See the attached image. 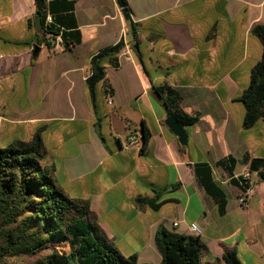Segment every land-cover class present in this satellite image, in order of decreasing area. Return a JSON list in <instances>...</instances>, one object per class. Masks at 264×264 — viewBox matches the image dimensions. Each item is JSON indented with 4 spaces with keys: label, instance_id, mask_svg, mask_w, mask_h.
<instances>
[{
    "label": "crops",
    "instance_id": "obj_1",
    "mask_svg": "<svg viewBox=\"0 0 264 264\" xmlns=\"http://www.w3.org/2000/svg\"><path fill=\"white\" fill-rule=\"evenodd\" d=\"M127 1L134 21L143 24V58L132 51L126 17L116 0H78L72 10L66 0L46 4V17L81 32L82 41L72 50L39 42L36 24L29 26L38 16L36 0H0V92L5 94L0 96L1 136L8 139L10 128L8 134L16 138L8 145L30 140L45 127V164L54 167L57 183L73 200L89 202L103 234L124 255L137 254L138 264L162 263L155 242L162 228L199 237L206 249L213 245L224 264L219 247L239 234L244 253L255 264H264V217H248L254 197L242 209L239 190L228 188L227 174L214 168L221 159L233 157L240 161L238 177L248 173L243 158L263 157L264 122L245 130L246 108L237 99L263 56L252 30L264 24V0ZM121 40L126 47L120 67L107 71L113 104L99 90L98 119L85 83L90 60ZM164 84L181 93L186 113L200 115L195 126L186 127L185 147L167 127V109L155 93ZM13 94L15 103L9 100ZM144 124L152 134L145 153L125 151L128 136L141 133ZM199 163L211 165L238 207L228 198L226 214L220 215L198 180ZM257 183L264 195V183ZM157 193L162 203L158 211L137 205L139 197ZM194 223L198 233L190 229ZM240 243L224 245L239 253ZM210 256L205 250L204 264H211Z\"/></svg>",
    "mask_w": 264,
    "mask_h": 264
},
{
    "label": "trees",
    "instance_id": "obj_2",
    "mask_svg": "<svg viewBox=\"0 0 264 264\" xmlns=\"http://www.w3.org/2000/svg\"><path fill=\"white\" fill-rule=\"evenodd\" d=\"M56 1L59 0L49 4ZM36 2L37 15L42 18L44 27L43 37L39 36L40 43L52 48L53 41L60 36L65 50H72L81 43L82 35L77 28L69 29L55 20L48 25L43 11L49 4L46 0ZM69 2L72 10L76 1ZM124 3L132 51L143 58L140 38L143 24L134 21L128 1L124 0ZM29 26H35L34 19L29 21ZM252 33L263 46V56L251 71L248 88L237 99L246 108L245 130L264 122V24H256ZM125 47L121 40L114 46L100 49L90 60L85 83L90 106L97 118L99 90L107 97H113L114 88L107 71L120 67L119 56ZM140 63L144 74L148 75L143 60ZM154 90L164 103L168 117L175 115L186 127L195 126L200 121V115L183 110V98L177 89L164 84ZM45 129L39 128L30 140H14L0 148V264H138L137 254L124 255L103 234L89 202L73 200L57 183L54 167L45 164L48 156L43 139ZM141 136V152L145 153L152 137L145 124ZM241 162L248 166L250 175L257 174L264 183V158L245 157ZM239 163V160L228 157L218 161L214 168L227 174L230 184L239 190L238 198H241L251 185L243 176L236 177ZM195 170L203 191L214 199L220 215L224 216L228 194L215 179L213 168L208 163H199ZM156 195L154 198L139 197L136 203L140 208L158 211L162 206L159 202L161 194ZM155 242L162 255L161 264H204L202 257L207 249L199 237H188L162 228ZM219 249L226 264H244L236 247L222 244Z\"/></svg>",
    "mask_w": 264,
    "mask_h": 264
},
{
    "label": "rangeland",
    "instance_id": "obj_3",
    "mask_svg": "<svg viewBox=\"0 0 264 264\" xmlns=\"http://www.w3.org/2000/svg\"><path fill=\"white\" fill-rule=\"evenodd\" d=\"M0 93H1L0 96L5 97V94H3L2 92H0ZM13 96H14V94L13 95H10V99L9 100H10V102L15 103L16 102V98H15V96L13 98ZM259 127L261 128L262 126H259ZM254 131H256V129L253 130V133H254ZM6 133H7L6 137H8V139H5L4 135L1 136V134H0V148L5 147V145L7 144V142H9L10 140H12L13 138H16V137H13V136L11 137L10 135H12V134H8V133H10V128H7V132ZM263 139H264V134H263ZM260 158H264V153H263V157H260ZM238 171H239V169H238ZM251 180L254 181V186L253 187H254L255 194H254V200L252 201L251 210H250V212L248 214L250 216H248V217H255L256 214L257 215L260 214L261 217H264L263 216L264 215V195H263L261 189H259V185L257 183V181H259L258 175L257 174L251 175ZM227 187L228 188H232L234 186H232L230 184V182H229L228 185H227ZM228 196H229L228 198L230 200L231 205H235V207H236L238 205L237 204L238 202H237V199L234 196V194L230 191V192H228ZM240 207L243 209V207L241 205H240ZM240 207H239V209H241ZM229 217H232V216H229ZM241 237L242 236L239 235V234L233 235V236H231L230 239H227L226 241H222V242L224 244H227V245H229V244H236V242H241L240 243L241 244V247H240L241 249L239 251V253H240L241 256L239 255V257L243 259V261L245 262V264H255V262L253 260V257L249 253H246V254L244 253L245 252V249H244L245 248V246H244V240H242ZM240 240H242L243 242L240 241ZM249 242H250V240H248V243ZM248 246L250 247V245H247L246 249L249 248ZM207 250H209L211 252V256L209 257V262L211 264H224L221 261V259H219L218 256H215L216 255V250H213V245H209L208 244L207 245ZM212 250H213V252H212Z\"/></svg>",
    "mask_w": 264,
    "mask_h": 264
},
{
    "label": "built area",
    "instance_id": "obj_4",
    "mask_svg": "<svg viewBox=\"0 0 264 264\" xmlns=\"http://www.w3.org/2000/svg\"><path fill=\"white\" fill-rule=\"evenodd\" d=\"M52 1H54V0H46L47 3H50ZM68 1L74 2V1H78V0H68ZM46 23L48 25L53 23V18H52L51 15L47 16ZM58 45L63 46V41H62L61 36L58 37L56 39V41H53L52 47H57ZM108 99H109V102H108L109 105H112L113 104L112 97L109 96ZM141 147H142V136H141V133H132V134H130L128 136L127 142H126V144L124 146V150L127 151V152H131L133 149H141ZM242 176L245 179L250 181L251 188L248 189V191L244 194L243 197L238 198V199H239L240 205H248L250 199H252L254 197V194H255L254 187H253L254 186V182H253V180H251L250 173H245ZM174 226L175 227L178 226V223H175ZM190 229H191V231L193 233H198L199 232V227H198V225L196 223L192 224Z\"/></svg>",
    "mask_w": 264,
    "mask_h": 264
},
{
    "label": "water",
    "instance_id": "obj_5",
    "mask_svg": "<svg viewBox=\"0 0 264 264\" xmlns=\"http://www.w3.org/2000/svg\"><path fill=\"white\" fill-rule=\"evenodd\" d=\"M118 6L122 9L124 16L128 17L127 9L125 8L124 0H116ZM36 31L39 36L43 37V23L42 18L37 16L35 18ZM167 127L172 131V133L178 138L181 146L185 147L188 145L189 135L186 126L175 116L172 115L166 120Z\"/></svg>",
    "mask_w": 264,
    "mask_h": 264
}]
</instances>
